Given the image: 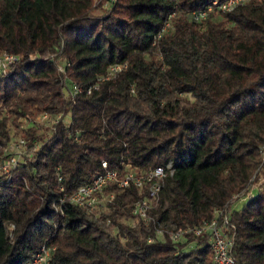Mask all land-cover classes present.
I'll return each mask as SVG.
<instances>
[{
	"label": "trees",
	"instance_id": "1",
	"mask_svg": "<svg viewBox=\"0 0 264 264\" xmlns=\"http://www.w3.org/2000/svg\"><path fill=\"white\" fill-rule=\"evenodd\" d=\"M213 1L0 0V57L18 56L0 74V148L20 117L62 114L48 132L23 129L32 156L0 181V264H30L42 244L56 247L50 264H215L206 236L174 243L156 231L200 226L216 210H227L235 264H264V183L232 210L264 172V0L226 13L208 11ZM116 64L127 66L90 95H66ZM103 160L120 171L172 165L154 222H130L133 187L112 186L100 214L56 212Z\"/></svg>",
	"mask_w": 264,
	"mask_h": 264
},
{
	"label": "built area",
	"instance_id": "2",
	"mask_svg": "<svg viewBox=\"0 0 264 264\" xmlns=\"http://www.w3.org/2000/svg\"><path fill=\"white\" fill-rule=\"evenodd\" d=\"M246 1L248 0H226L224 2L214 0L212 5L209 6L208 11L217 9L223 13L231 12L237 5ZM206 14L204 11L197 13L196 19H204ZM168 28L169 24H166L163 31H166ZM17 60L18 56L16 55L7 53L2 55L0 57V74L4 73L6 68ZM126 66V64L112 65L106 75L101 77L98 83L90 86L88 89L85 90L81 85L74 83L70 85L71 89H65V93L76 102L80 94L86 92L87 95H90L94 90L99 89L101 81L115 78ZM59 69L64 71L63 66ZM61 118L62 114L52 115L47 112L40 114V119L45 123V126L53 129H55ZM32 124L34 125L35 122H32ZM78 138V136L75 137V140L77 141ZM42 145V142H37L35 143V148L39 149ZM27 147L28 141L26 139H21L12 144L10 147L11 153L8 154V158L0 160V181L5 179L10 181L14 171L21 165L22 159L20 157L25 153ZM261 156L264 161V143L261 147ZM102 168L105 171L98 173L91 183L79 186L73 193L65 194L55 201L53 207L56 212L63 213L64 205L69 203L77 207L85 208L89 212L100 214L115 197V191L107 193L112 186H116L122 190L133 187L137 189L140 197L131 207L132 215L138 220L143 221L146 226L154 222L155 217L153 212L159 207L161 194L166 181L174 172L172 165L168 164L166 166H158L139 171L137 168L125 164L120 171L118 169H109L107 161L103 160ZM62 182L63 176L59 174L58 184L60 191H64ZM238 197L240 196H236V198ZM221 218L224 219V223L227 222V210H216L214 218L204 222L200 226L176 227L174 229L159 226L156 231L157 238L164 239L168 236L172 242L178 243L187 241L190 236H206L215 264H235V260L231 255L232 241L224 234L223 226H221ZM12 226L15 228L14 224ZM153 241H155L153 238L149 239V242ZM55 250L53 246L44 244L34 254L30 264H50L52 254Z\"/></svg>",
	"mask_w": 264,
	"mask_h": 264
},
{
	"label": "rangeland",
	"instance_id": "3",
	"mask_svg": "<svg viewBox=\"0 0 264 264\" xmlns=\"http://www.w3.org/2000/svg\"><path fill=\"white\" fill-rule=\"evenodd\" d=\"M106 0H95L96 4H101L103 3V7L106 8ZM100 13V11H99ZM32 122H35V124L33 125ZM20 128H17L15 125H12V129H11V140L9 142V144L6 147H1L0 148V160L1 159H5L8 158V154L11 153L10 147L12 146V144H14L15 142H18L21 139H26L28 141L27 138L24 137V132L23 129H28L29 126L35 127V129L39 132V133H43L47 131V127L45 126V123L42 122V120L40 119V114H33L31 115V118L29 120H26L25 118H19L18 119V123ZM48 132V131H47ZM13 155V154H12ZM11 156V155H10ZM32 156V152L28 149H26L25 153L20 157L22 159V161L26 158H30ZM13 177V176H12ZM262 183H264V172H261V174H258L257 178L254 180L252 187L250 189V191L247 193L246 196H240L239 198H237L238 200L235 201L232 205V210L234 211H238L241 210L243 208V206L245 205V203L249 200L248 198L251 197L252 192L253 194H257V190L259 189V187L262 185ZM170 205L168 203L165 204L166 208H170ZM133 225L137 224L138 219L134 218L131 219L130 221ZM8 231H9V236L11 238H13V231H14V227L11 224H8ZM44 244H42L43 246ZM55 249L56 247L53 246ZM39 250V249H38ZM37 252V251H36Z\"/></svg>",
	"mask_w": 264,
	"mask_h": 264
},
{
	"label": "crops",
	"instance_id": "4",
	"mask_svg": "<svg viewBox=\"0 0 264 264\" xmlns=\"http://www.w3.org/2000/svg\"><path fill=\"white\" fill-rule=\"evenodd\" d=\"M252 194H253V192H252Z\"/></svg>",
	"mask_w": 264,
	"mask_h": 264
}]
</instances>
